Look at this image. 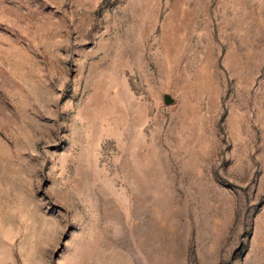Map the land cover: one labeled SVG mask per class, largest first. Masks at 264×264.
Wrapping results in <instances>:
<instances>
[{
  "label": "rangeland",
  "instance_id": "rangeland-1",
  "mask_svg": "<svg viewBox=\"0 0 264 264\" xmlns=\"http://www.w3.org/2000/svg\"><path fill=\"white\" fill-rule=\"evenodd\" d=\"M0 264H264V0H0Z\"/></svg>",
  "mask_w": 264,
  "mask_h": 264
},
{
  "label": "water",
  "instance_id": "water-1",
  "mask_svg": "<svg viewBox=\"0 0 264 264\" xmlns=\"http://www.w3.org/2000/svg\"><path fill=\"white\" fill-rule=\"evenodd\" d=\"M174 101V99L170 96V95H166L165 96V102L167 103V104H170V103H172Z\"/></svg>",
  "mask_w": 264,
  "mask_h": 264
}]
</instances>
